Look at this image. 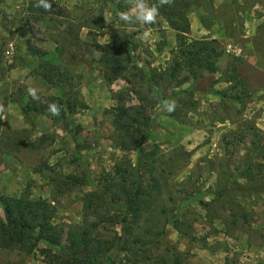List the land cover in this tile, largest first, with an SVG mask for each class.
<instances>
[{
    "label": "rangeland",
    "instance_id": "obj_1",
    "mask_svg": "<svg viewBox=\"0 0 264 264\" xmlns=\"http://www.w3.org/2000/svg\"><path fill=\"white\" fill-rule=\"evenodd\" d=\"M37 2L0 0V200L27 191L46 203L63 240L61 247L40 242L29 254L0 250V264L64 261L68 232L93 224V235L112 247L96 264H264V0L167 4L184 14L187 39L214 40L219 57L216 73L195 69L180 87L165 80L161 100L145 70L170 67L178 34L160 16L151 25L139 19L140 5L158 0H49V12ZM108 59L116 64L106 70L100 63ZM43 62L63 75L69 107L59 116L48 106L62 94L36 74ZM120 69L127 80L114 79ZM232 71L240 82L226 80ZM27 104L32 124L21 112ZM122 109L128 116H118ZM136 109L151 123L137 170L144 206L129 213L124 232L115 224L123 218L119 202L105 190L132 182L134 141L144 133ZM100 191L106 196L96 198ZM118 237L130 248L115 258ZM134 239L153 245L139 253Z\"/></svg>",
    "mask_w": 264,
    "mask_h": 264
},
{
    "label": "trees",
    "instance_id": "obj_2",
    "mask_svg": "<svg viewBox=\"0 0 264 264\" xmlns=\"http://www.w3.org/2000/svg\"><path fill=\"white\" fill-rule=\"evenodd\" d=\"M157 6L159 7V16L162 17L172 29L177 31L178 34L176 41L178 58L172 61L170 67L164 69L163 72L154 74L143 69L147 74L146 76H148L147 83L149 90L154 94L155 98L161 100L160 94L163 90L160 86L161 83L165 82V80L169 81L168 85H171L173 82L175 87H180L189 80L190 76L195 77V69L216 73L218 71L216 60L219 57V51L214 45V40L206 41L187 39L189 26L183 13H172L171 7L167 4L160 6L157 3ZM173 18H176L179 21L182 20V23L179 24L175 22ZM124 46L125 51H127L126 61L127 63H131L134 61V58L131 55L132 48L129 47L126 41ZM109 50L115 52V49L112 46H109L108 51ZM105 64L106 65H102L100 63V65L107 70V66L115 65L116 62L108 59L105 61ZM40 68L42 69V72L40 71L36 73L37 77L41 78L48 85L54 86L59 90L62 95L58 105L60 108H63V105H66L67 110L69 102L66 100L65 93L63 92L64 84L60 83L63 75L59 72L56 65L51 62H43ZM134 68L139 72H144L138 67L134 66ZM183 71H185L187 75H181ZM233 71L232 75L227 77V81L240 80L239 74H236ZM112 74L114 79L127 80V78L123 77V69H120L117 74L115 72H112ZM175 96H177V94H175ZM31 108L33 107H31L30 104L21 108V112L26 120H28V112L31 111ZM128 114L129 110L122 109L118 116L123 117L125 115L128 116ZM135 116V121L140 119L139 123L144 129V133L141 137L137 138V141L136 139L134 141L133 148L136 153V157L135 165L132 167L130 174L132 182L129 185L121 186L118 191H112L110 189L105 190L106 192H110L111 199L113 201L117 200L119 202L117 207L121 210L123 218L115 224H118L124 232H128V230H130L127 226L128 224L126 223V218L129 213H138L140 211H137L136 207H139V205L144 206V201L139 199V196L141 197L144 195L138 191L139 183L137 170L139 169L141 154L143 152L142 145L146 142L147 134L151 130V123L150 119L143 113L140 114L137 109L135 110ZM28 123L32 124L29 120ZM260 150V148L255 149V153H259ZM69 180L72 185L80 183V179L78 178H72ZM98 195L99 196H96V198L106 196L103 191H100ZM0 205L4 214V220L0 221V250L18 251L29 254L40 242H44L51 247H61L63 230L52 225V217L49 212L50 209L46 203L41 201H32L29 193L26 191L18 198L1 199ZM96 226L97 225L93 224L88 225V227L80 231L78 229L75 231H69L66 239L70 244L69 253L66 254L68 257L66 260L61 262L60 259L57 258L53 264H96V260L104 259L107 252L112 247H107L106 241L93 235ZM116 240L118 241V244L115 246L116 248L118 246L120 249H117L118 252L115 255V258L119 252L127 251L130 248L122 246L124 243L119 245L121 237H118ZM139 242L140 241L138 239H134L131 247L132 249L139 251V253L146 251V247L149 250V248L153 245V242H149L147 244L144 242L142 245H138ZM111 244H113V242ZM114 260L108 262L107 264H116Z\"/></svg>",
    "mask_w": 264,
    "mask_h": 264
},
{
    "label": "clouds",
    "instance_id": "obj_3",
    "mask_svg": "<svg viewBox=\"0 0 264 264\" xmlns=\"http://www.w3.org/2000/svg\"><path fill=\"white\" fill-rule=\"evenodd\" d=\"M173 2H174V0H158V4L160 6H163L164 4L172 5ZM35 7L43 8L44 11H46V12L52 11V3H50L49 0H38ZM119 16H120L121 20H129L130 19V17L126 13H123V12H121L119 14ZM158 16H159V7L157 6V4H153L151 7H148L144 4L140 5L139 19L142 22H144L148 25L154 24V23H156ZM144 35H147V33H145ZM27 92H28L29 96H31L34 100L39 99V97L37 95V93H38L37 88L28 87ZM164 105H165L166 111L169 113H172L175 111L176 101L175 100L165 101ZM5 112H6V109H5L4 105L0 104V118H6L2 115ZM48 112L53 116H59L60 112H61V108L58 104L52 103V104H49V106H48Z\"/></svg>",
    "mask_w": 264,
    "mask_h": 264
}]
</instances>
